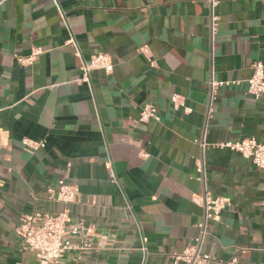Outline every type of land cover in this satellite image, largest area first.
<instances>
[{
  "label": "crops",
  "instance_id": "1",
  "mask_svg": "<svg viewBox=\"0 0 264 264\" xmlns=\"http://www.w3.org/2000/svg\"><path fill=\"white\" fill-rule=\"evenodd\" d=\"M32 47L42 54L20 65ZM99 53L112 73L79 82ZM254 61L264 64V0H0V264L36 263L15 229L65 208L48 190L67 163L82 228L70 239L91 249L55 264H172L199 235L191 199L204 191L231 200L207 224L209 264H264V170L218 146L264 144V96L246 93ZM211 79L238 84L211 96ZM174 94L190 112L172 109ZM145 105L159 121H137ZM23 138L45 148L30 153Z\"/></svg>",
  "mask_w": 264,
  "mask_h": 264
},
{
  "label": "built area",
  "instance_id": "2",
  "mask_svg": "<svg viewBox=\"0 0 264 264\" xmlns=\"http://www.w3.org/2000/svg\"><path fill=\"white\" fill-rule=\"evenodd\" d=\"M140 50L143 51V49ZM42 52L41 48L32 47L29 55L16 57V61L22 66H31ZM112 70L113 63L110 57L101 53L95 54L88 61L81 63V76L78 81L87 83L91 71H102L109 75ZM245 82L248 95L254 99L264 96V64L260 61H254L251 64V75ZM230 84L236 85L238 82H217L211 79L209 82L211 96L219 87ZM170 103L173 110L182 108L186 113L190 112V109L185 107L183 98L177 94L171 96ZM151 119L159 121L157 109L153 105H145L140 110L137 121L147 123ZM22 145L30 153L45 148L44 141L28 138L22 139ZM204 145V143H201L202 148ZM218 146L230 149L244 159L249 160L258 169L264 170V144L257 142L254 138L227 142ZM70 166L67 163L64 176L58 179L54 188L48 190V192L54 194L52 200L63 204L65 208L55 213L34 210L30 214L23 215L15 229L19 241V251L22 254L26 251L33 252L36 257L35 264H55L68 252H82L91 249L88 242L72 243L70 239L78 235L82 229L71 222L67 208L78 196L77 187L67 181ZM197 172L203 175L204 181V168L201 162L197 165ZM191 200L203 208V221L198 225L200 232L191 245L183 249L181 253L171 256L172 264H209L215 261L214 257L202 251L203 241L208 235L207 224L210 221H217L221 213L230 207L231 200L227 196H212L207 191H204L202 196L192 197ZM235 262L236 258H232L225 264H234Z\"/></svg>",
  "mask_w": 264,
  "mask_h": 264
}]
</instances>
